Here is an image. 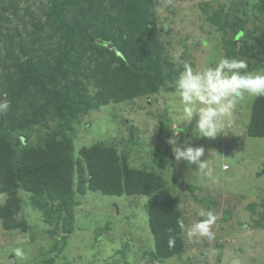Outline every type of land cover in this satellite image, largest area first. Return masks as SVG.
<instances>
[{"label":"rangeland","instance_id":"rangeland-1","mask_svg":"<svg viewBox=\"0 0 264 264\" xmlns=\"http://www.w3.org/2000/svg\"><path fill=\"white\" fill-rule=\"evenodd\" d=\"M153 1L155 16L147 28L155 31L145 36L148 46L157 49L161 59L165 76L160 89L122 101L111 96L107 101L100 100L95 97L101 78L94 69L97 61L90 65L84 61L83 67L71 70L68 79L70 84L80 85L77 93L95 98L85 106L84 113L71 120L65 134L71 137L75 153L81 146L100 143L116 147L131 166H153L178 200L186 227L205 218L202 214L208 211L217 215L213 238H188L182 229L183 252L159 261L149 255L153 238L147 225L145 196L77 193L69 222L63 219V210L58 212L55 202L43 206L42 197L33 198L18 190L28 229L6 230L0 222V264H264V137L246 133L253 97L239 101L231 115L222 118V134L215 139L193 134L195 117L191 124L181 125L185 131L176 138L177 143L183 146L191 138L193 146H202V167L184 160L177 162L171 145L165 164L156 163L164 149L165 127L169 126L172 137L171 127L181 118L174 81L183 65L174 58L179 55L180 61L197 70L228 57L246 61L253 73H264V61L254 40L264 31V7L259 0ZM51 2L0 0V75L3 62L25 60L16 40H9L19 32L26 42L34 39L29 49L36 46V51L30 53L36 56L38 67L45 59L51 62V55L60 50L50 49L58 42L62 44L65 36L55 16L45 14ZM89 3L98 5L99 10L109 7L108 0H74L64 9L66 19L85 18L82 10L88 9ZM119 24L115 25L121 27ZM3 43L7 46L2 47ZM102 54L97 64L105 69L113 56L107 49ZM33 96L41 100L39 94ZM33 102L14 110L7 128L18 149L26 144H42L60 124L55 115L58 108H40L41 102ZM31 109L41 117L24 124L21 116L31 118L32 114L26 113ZM4 199L5 194H0V203ZM63 229L69 233L65 235ZM17 250L22 255H17Z\"/></svg>","mask_w":264,"mask_h":264},{"label":"trees","instance_id":"trees-1","mask_svg":"<svg viewBox=\"0 0 264 264\" xmlns=\"http://www.w3.org/2000/svg\"><path fill=\"white\" fill-rule=\"evenodd\" d=\"M71 1L74 0H53L45 13L54 15L65 31L63 43L59 45L58 42L50 48L60 49L51 55L53 64L45 59L38 67L34 61L36 56L30 53L36 51V46L29 49L34 39L26 42L20 32L14 39L9 37L10 41L16 40L17 50L25 60L23 63L3 62L4 70L0 75V99L6 100V104L0 107V194H5L0 203L1 225L6 230L28 229L18 190L33 198L42 197L43 206L49 207L55 202L58 212L63 210V219L69 222L72 221L73 197L77 193L100 191L118 196L142 195L146 197L147 225L153 238L150 257L161 261L180 255L185 244L179 226L182 220L178 200L162 175L153 166H131L128 158L120 155L112 145L94 143L81 146L75 153L71 137L65 134V130L71 128V120L77 118L78 113H84L85 106L91 105L97 96L103 101H107L108 96L122 101L160 89L165 76L161 59L157 49L148 46L145 36L155 31L153 27L147 28L153 24L154 1L108 0L109 7L102 10L89 3L88 9L82 10L85 18L82 16L78 21L75 18L67 20L64 14ZM259 2L264 7V0ZM118 23L121 27L115 25ZM254 40L264 61V31ZM4 43L2 47L7 46ZM103 49L110 50L113 56L105 69L102 64H97L103 56ZM84 61L88 65L97 61L94 69L101 78L95 97L77 93L80 85L70 84L68 79L71 70L81 67ZM34 94H39L41 100ZM32 100L33 103L41 102L39 107L58 108L55 115L60 118V124L42 144H26L18 149L7 128L12 124L13 111L31 105ZM26 113L32 116L28 119L22 114L24 124L28 120L36 122L41 117L32 109ZM165 128L164 149L156 160L159 165L165 164V157L170 153V145L166 142L171 137L169 126ZM246 133L252 137H264V97L252 100ZM17 140L19 143V138ZM261 219L264 222V211ZM63 231L65 235L69 233L67 229Z\"/></svg>","mask_w":264,"mask_h":264},{"label":"clouds","instance_id":"clouds-1","mask_svg":"<svg viewBox=\"0 0 264 264\" xmlns=\"http://www.w3.org/2000/svg\"><path fill=\"white\" fill-rule=\"evenodd\" d=\"M183 65V70L178 72L174 81V91L179 100L181 118L171 127L172 137L167 143L172 146V152L177 162L184 160L189 164L203 166L201 157L204 156L202 146H193L191 138L183 146L177 143V137L185 131L181 125L193 122V134L197 137L215 139L222 134L221 120L230 116L237 103L245 97H264V73L248 70L247 62L234 58L222 57L214 64L202 69L194 70L190 65L179 60V55L174 58ZM163 93V90H160ZM205 218L185 226L188 238L207 237L213 238L212 226L217 220V215L208 211L203 213ZM17 255H22L17 250Z\"/></svg>","mask_w":264,"mask_h":264},{"label":"water","instance_id":"water-1","mask_svg":"<svg viewBox=\"0 0 264 264\" xmlns=\"http://www.w3.org/2000/svg\"><path fill=\"white\" fill-rule=\"evenodd\" d=\"M5 103V100L0 101V106Z\"/></svg>","mask_w":264,"mask_h":264}]
</instances>
